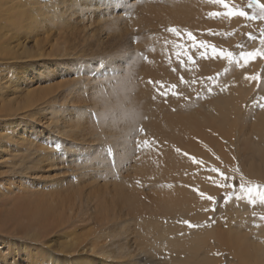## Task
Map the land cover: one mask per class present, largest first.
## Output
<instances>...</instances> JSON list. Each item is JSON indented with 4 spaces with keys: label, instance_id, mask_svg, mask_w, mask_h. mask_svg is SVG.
Returning a JSON list of instances; mask_svg holds the SVG:
<instances>
[{
    "label": "rangeland",
    "instance_id": "1",
    "mask_svg": "<svg viewBox=\"0 0 264 264\" xmlns=\"http://www.w3.org/2000/svg\"><path fill=\"white\" fill-rule=\"evenodd\" d=\"M2 1L0 141H6L10 146L0 153V192L9 193L0 196L1 221L6 232L0 235L2 242L8 240L9 245L13 242L12 248L30 246L33 242L39 247H47V251L64 261L66 253L63 251L72 244L79 246L83 238L97 233L94 231L99 227L92 218L97 209H105L101 213L102 217H107L117 210L116 206L123 205V212L133 211L139 219H142L140 215L146 216L147 222H143L149 229L138 223L139 220L133 222L136 227L148 232L157 223L158 229L167 231L169 236L170 242H162L161 247L149 250L151 255L146 248V254L137 248L133 259L141 264H197L195 261L198 260L202 262L198 261V264L205 261L209 264H263L264 201L255 193L264 192V184L247 179L240 171L244 166L243 159L229 155L231 151L233 155L237 154L236 146L229 144L231 139L247 131L250 141L255 140L262 128L258 125L260 118L264 119V95L259 92L264 86V12L253 0H224L228 5L224 9L214 6L212 0H180L175 8L170 5L171 9H165L169 6L163 8L167 0ZM257 2L263 4L261 0ZM15 4L27 8L31 14V18H25L22 24L27 23L31 28L21 33L19 28L17 34L15 14L8 12ZM219 6L224 7V4ZM186 8L190 11L189 17L185 16V11L184 15H179ZM241 11L245 13L244 24L236 38V29L224 28L221 22L223 17L239 16L234 13ZM250 23L254 26L248 29ZM213 47L215 53L211 51ZM228 53H231L230 57ZM203 63L209 70L203 69ZM183 65L191 66V70L194 66L196 71L199 65V70L205 72L203 79L207 86L204 91L208 92L204 96L208 103L213 95H222L225 91L231 96H236V91L240 97L248 93L249 96L242 101L241 109H238V100L237 106L229 107L228 115L217 116L223 123L212 115L205 118L207 125L204 126V119L197 118L203 113L193 106L196 103L189 97V91L200 86V83L197 87L194 84L202 82V77L190 82L180 75L186 70ZM213 67L214 73L211 72ZM225 72L235 76L225 75ZM233 79L238 81L237 84L232 82ZM229 80L232 86L228 84ZM238 83L242 88L234 87ZM197 110L201 116L194 115ZM200 130H206L207 137L214 141L216 132L221 134L218 139L223 145L224 159L203 144L198 137ZM262 135L264 138V133ZM20 139L45 150V162L32 164V167L30 164L29 170L20 172L17 160L24 156L22 146H16ZM261 143L264 144V139ZM262 144L260 146L264 147ZM238 145L242 149L240 156L249 151L250 146L245 140L244 144L241 141ZM130 163H137L136 169H141L142 173L147 169L148 174L156 175L159 189L151 191L149 186L142 184L141 178H133L127 168ZM241 183L255 190L251 198L241 190ZM165 184L166 189L163 188ZM26 192L29 193L27 197ZM155 193L161 195L162 200H169L167 204H171L175 212H162L157 205L154 218L146 210L147 213H139L137 206L149 203ZM118 194L123 195L122 200L117 198L120 203L115 200ZM209 196L213 199L209 200ZM38 199H44L39 206H43L40 209L43 219L34 214L30 218L28 214L30 208L38 206ZM56 219H62L66 224L59 226ZM189 223L193 227H189ZM20 226L22 230L29 227L42 233L43 243L26 237L20 239L22 234L12 231ZM258 232L263 234L260 235L262 238H258ZM78 246L77 252L67 254L71 259L78 253L82 258L92 256ZM170 250L174 251L175 258L165 259L164 253ZM4 252L6 264H48L46 258L43 262L35 254ZM189 258L194 263L189 262ZM113 261L109 263H116Z\"/></svg>",
    "mask_w": 264,
    "mask_h": 264
},
{
    "label": "bare ground",
    "instance_id": "2",
    "mask_svg": "<svg viewBox=\"0 0 264 264\" xmlns=\"http://www.w3.org/2000/svg\"><path fill=\"white\" fill-rule=\"evenodd\" d=\"M4 1V0H3ZM2 1V2H3ZM22 1V0H21ZM25 1V0H24ZM27 1V0H26ZM63 1V0H62ZM180 0H167L164 4L165 5H163L164 7L163 8H165V6H169L170 7V5H174V8L176 7V5L178 4V2H179ZM205 1V0H204ZM228 1H230V0H228ZM262 2H263V4H264V0H261ZM0 2H1V0H0ZM23 2V1H22ZM59 2V1H58ZM68 2V1H67ZM67 2H64V3H66L67 4ZM84 2H85V0H84ZM206 2V1H205ZM213 2V5L214 6H217L218 8H225V7H220L219 5L221 4H219V3H217V2H215V0H212L211 1V3ZM16 3V2H15ZM62 3V2H61ZM71 3V2H70ZM181 3V2H180ZM196 3V2H195ZM210 3V4H211ZM246 3V2H245ZM17 4V3H16ZM16 4L14 5V8H12V7H10V9H9V13H10V15L12 14V13H14L15 14V19H16V25H17V27H16V34H17V31H18V29L19 28H21V30L19 31L20 33L22 32V30H26V31H28L27 29H29V28H31V26H28L27 25V21H25V23L26 24H24V25H22L23 24V20H25V18H27V19H30L31 18V14L30 13H28L27 11H26V9H24V7H22V6H20V5H17L16 6ZM31 5V4H30ZM35 5V4H34ZM61 5V4H60ZM63 5V4H62ZM122 5V4H121ZM161 5H162V3H161ZM202 6H203V4H201ZM206 5V4H205ZM231 5V4H230ZM36 7H37V5H35ZM67 6V5H66ZM72 6V5H71ZM87 6V5H86ZM28 7V6H27ZM81 7V6H80ZM141 7V6H140ZM187 7V6H186ZM237 7V6H236ZM39 8V7H38ZM63 8V7H62ZM68 8H70V7H68ZM83 8V7H82ZM81 8V9H82ZM89 8H90V6H89ZM143 8V7H142ZM146 7H144V9H145ZM174 8H173V10H174ZM179 8V7H178ZM211 8V7H210ZM35 9V8H34ZM41 9V8H40ZM86 10H87V8H85ZM94 9V8H93ZM98 9H100V8H98ZM162 9V8H161ZM165 9H171V7L170 8H165ZM68 10V9H67ZM66 10V11H67ZM75 10V9H74ZM91 10H92V8H91ZM137 10H140V9H137ZM142 10V9H141ZM164 10V9H163ZM180 10H181V8H180ZM197 10V9H196ZM207 10H208V8H207ZM220 10V9H219ZM230 10V9H229ZM26 11V12H25ZM36 11H38V10H36ZM40 11V10H39ZM71 10H69V12H70ZM143 11V10H142ZM159 12H160V10H158ZM175 11V10H174ZM173 11V12H174ZM184 11H185V16H187V17H189V15H190V11H189V9L188 8H186V10L185 9H183V12L181 13V14H179V15H184ZM215 11H217V10H215ZM31 12H33V11H31ZM69 12H67V14L69 13ZM155 12V11H154ZM166 12V11H165ZM179 12H181V11H179ZM208 12H209V10H208ZM43 13V12H42ZM56 13V12H55ZM71 13V12H70ZM145 13V12H144ZM161 13V12H160ZM168 13V12H167ZM175 13V12H174ZM178 13V12H177ZM204 13H205V11H204ZM166 14V13H165ZM171 14V13H170ZM200 14H201V12H200ZM206 14V13H205ZM201 15H203V14H201ZM51 16V15H50ZM70 16V15H69ZM152 16V15H151ZM152 17H154V16H152ZM166 17V16H165ZM172 17H173V15H172ZM148 18V17H147ZM146 18V19H147ZM178 18V17H177ZM184 18V17H183ZM222 18V17H221ZM224 19L222 20V25L224 26V28H227V29H236V34H234L235 35V37L237 38L239 35H240V31H241V24H244V17H239V16H231V17H229V18H227V17H223ZM37 19V18H36ZM170 19V18H169ZM169 19H167V23H170V22H168V20ZM185 19V18H184ZM150 20V19H149ZM171 20V19H170ZM169 20V21H170ZM43 21H44V18H43ZM138 21V20H137ZM172 21H174V19H172ZM180 21V20H179ZM182 21V20H181ZM185 21H187V20H185ZM32 22V21H31ZM45 22V21H44ZM161 22H162V20H161ZM194 22V21H193ZM219 22V21H218ZM147 23V22H146ZM184 23H187V22H184ZM191 23V22H190ZM34 24H36V23H34ZM166 24V23H165ZM173 24H175V23H173ZM211 25H213V24H211ZM215 25V24H214ZM217 25H220V24H217ZM28 26V27H27ZM33 26V25H32ZM34 26H37V25H34ZM173 26V25H172ZM175 26H178V24H176ZM192 26V25H191ZM197 26H198V24H197ZM222 26V27H223ZM249 27H248V29H250V28H252L253 26H254V23H250L249 25H248ZM199 27V26H198ZM197 27V28H198ZM204 27H206V25L204 26ZM203 27V28H204ZM216 27H218V26H216ZM24 28V29H23ZM39 28V27H38ZM242 28H243V26H242ZM215 29V28H214ZM254 29V28H253ZM216 30V29H215ZM225 30V29H224ZM244 30V29H243ZM231 31H233V30H231ZM249 31V30H248ZM224 32V31H223ZM245 32H246V29H245ZM218 34V33H217ZM223 36V35H222ZM222 36H220V37H222ZM225 36V35H224ZM224 38V37H223ZM130 39V38H129ZM207 39H209L208 37H207ZM217 39V38H216ZM168 40V39H167ZM203 41H204V39H203ZM212 42H213V40H212ZM211 42V43H212ZM232 42V41H231ZM215 43V42H214ZM162 45V44H161ZM174 45V44H173ZM213 45V44H212ZM261 46H263V45H261ZM159 47L162 49V47L159 45ZM163 47H164V45H163ZM180 47V46H179ZM178 47V48H179ZM251 47H252V45H251ZM255 47V46H254ZM181 48H182V46H181ZM0 49H1V47H0ZM171 49H174V48H171ZM251 49V48H250ZM6 52H7V50H5ZM4 51V52H5ZM163 51V50H162ZM171 51V50H170ZM170 51H169V53H170ZM174 51V50H173ZM203 51V50H202ZM35 53V52H34ZM4 54V53H3ZM202 55V54H201ZM4 56H7V53L4 55ZM196 57H197V55H196ZM195 57V58H196ZM200 57H202V56H200ZM200 57H199V60H200ZM185 60V59H184ZM197 60V59H196ZM205 59H203L202 61H204ZM183 61V60H182ZM206 61H207V59H206ZM212 61V60H211ZM201 62V61H200ZM171 63H173V62H171ZM196 63V62H195ZM212 63V62H211ZM173 64H175V63H173ZM183 64V63H182ZM185 64H186V62H185ZM191 64V63H190ZM198 64H199V61H198ZM206 64V63H205ZM204 63L202 64V66H203V69L204 68H206V65H205ZM207 64H209V63H207ZM169 66V65H168ZM237 66V65H236ZM167 67V66H166ZM182 67H185L184 69H186V70H183V73L181 72V74L180 75H182L183 74V76L185 77V78H187L188 80H190V82H195V80H199V78H201L203 81L202 82H197V84L195 85L194 84V86H198L199 85V83H200V86H198L197 87V89L198 88H200V89H202L203 91H198L196 88V90H190L189 91V97L196 103V104H194L193 106L195 107H199V111L200 112H202L203 113V115H202V117H197L198 119L199 118H201V120H203L204 119V121H203V124H204V126L205 125H207V121H206V117H208V116H211V117H213L212 115H215L216 117L218 116V117H221V118H224V116L225 115H228V110H229V107H230V109L231 108H233V107H235V106H237V101L238 100H240L239 101V106H238V109L240 108L241 109V103H242V101L243 100H245V97H247V96H249V93L246 95L245 94V96H238L237 94H239L238 93V91H236L237 92V94H235L236 96H231V94L229 95V93H227L226 91L224 92V94H222V95H220V94H216V95H213V98L211 99V102H207L206 101V96H204V95H206L207 94V92L208 91H204L205 90V85L207 86V84H205V82H206V79H203L205 76H203V74L205 73H203L202 72V70L200 71L199 69H200V67L201 66H197V71L195 70L196 69V67L194 68V66H193V68H192V70L191 69H189V68H191V66H189L188 67V65H183ZM209 67V66H208ZM212 68V67H211ZM207 70H209V68H206ZM205 70V69H204ZM214 67H213V69L211 70V72H213L214 73ZM148 71V70H147ZM181 71V70H180ZM201 72V74H199L200 72ZM220 71V70H219ZM217 72V71H216ZM157 73V72H156ZM166 73V72H165ZM212 73V74H213ZM226 73H228V75L230 74V76H235V75H231V73L230 72H225V75H227ZM173 74H176V73H174L173 72ZM209 74V73H208ZM156 75V74H155ZM208 76H210L211 77V75H208ZM207 77V76H206ZM224 77V76H223ZM226 78H227V76H225ZM158 78V77H157ZM163 78V77H162ZM173 78H175L174 76H173ZM209 78V77H208ZM238 77H236V79H237ZM171 79V78H170ZM180 79V78H179ZM210 79V78H209ZM185 80V79H184ZM218 80V79H217ZM219 80H221V78L219 79ZM228 80V79H227ZM240 80V79H239ZM230 81V80H229ZM234 81V79L232 80V82ZM242 81H244L243 79L241 80V81H239V83L242 85ZM234 82H236V84H237V82L238 81H234ZM233 82V83H234ZM169 83V82H168ZM173 83H174V81H173ZM232 83V84H233ZM238 83V84H239ZM190 84V83H189ZM215 84V83H214ZM228 84H231V81H230V83H228ZM232 84L230 85V86H232ZM236 84H234L235 86L234 87H236V88H238L239 89V86H241L240 84L239 85H237L236 86ZM244 84V83H243ZM179 85V84H178ZM216 85V84H215ZM225 86V85H224ZM230 86H229V88H230ZM212 87V86H211ZM216 88V87H215ZM228 88V87H227ZM241 88H242V86H241ZM225 90H226V88H225ZM235 90H237V89H235ZM234 89H233V91H235ZM131 91V90H130ZM192 91H194L193 93H191ZM232 90H231V92H233ZM243 91H245V90H243ZM138 92V91H137ZM239 92H241V90L239 91ZM259 92H260V94H262V96L264 95V86H261L260 87V89H259ZM143 93V92H142ZM203 93V94H202ZM251 93V92H250ZM196 94H201V96H196ZM129 95V94H128ZM128 95H126V96H128ZM241 95V94H240ZM242 95H244V94H242ZM197 97H199L198 99H197ZM189 98V99H190ZM203 98V99H202ZM152 100V99H151ZM32 101H33V99H32ZM137 101V100H136ZM144 101V100H143ZM197 101H201V102H204L205 104H203V103H200V102H197ZM210 101V100H209ZM130 102V101H129ZM159 102V101H158ZM36 103V102H35ZM123 103V102H122ZM141 103V102H140ZM146 104V103H145ZM159 104V103H158ZM183 104V103H182ZM262 104V103H261ZM124 105V104H123ZM138 105V104H137ZM142 105V104H141ZM150 105V104H149ZM27 106V105H26ZM152 106V105H151ZM190 106V105H189ZM35 107V106H34ZM153 107V106H152ZM151 107V108H152ZM158 108H159V105L157 106ZM156 107V108H157ZM16 108V107H15ZM263 108V107H262ZM103 109V108H102ZM122 109V108H121ZM120 109V110H121ZM128 109V108H127ZM126 109V110H127ZM192 109V108H191ZM260 109H261V107H260ZM264 109V108H263ZM101 110V109H100ZM133 110V109H132ZM147 110V109H146ZM147 111H149V110H147ZM188 111H190V110H188ZM249 111V110H248ZM251 111V110H250ZM129 112V111H128ZM140 112V111H139ZM138 112V113H139ZM131 113V112H130ZM121 114V113H120ZM132 115H133V112L131 113ZM196 114V116H201L200 114H199V112H198V110L197 111H195V113H194V115ZM231 114V113H230ZM259 114H261V113H259ZM145 115H147V114H145ZM144 115V116H145ZM220 115V116H219ZM255 116V115H254ZM261 116V115H260ZM217 117V121H220V122H222L223 123V120H220L219 118ZM229 117H230V115H229ZM262 117V116H261ZM96 118V117H95ZM179 118V117H178ZM206 118V119H205ZM231 118H232V116H231ZM254 118V117H253ZM259 118V117H258ZM261 120L259 121V127H262L261 128V131H259V132H257V138L255 139V140H253L252 139V141H250L251 139V136H250V134L246 131V132H244L243 134H241V135H237L236 137H233V139H231V142L229 143V144H232L233 146H236L235 148H236V152H237V154L235 153V155H233V153H232V151H231V154H229V155H231V156H236L237 155V157L239 158V159H243V161H242V163H243V165L244 166H242L241 167V170L240 171H242V173L245 175V177L247 178V179H249L250 181H256V182H260V183H262V184H264V149H262V148H264V147H261L260 145L262 144L261 143V140H263L264 138H263V133H264V119H262V118H260ZM201 122V121H200ZM252 125V124H251ZM202 126V125H201ZM227 126V125H226ZM208 129V128H207ZM116 131V130H115ZM205 131L206 130H200L199 131V135H198V137L202 140V142H203V144H205L206 145V147H211V148H213V150L218 154V156L219 157H221V158H223L224 159V154L225 153H223V145H221L220 144V142H219V139L218 138H220L221 139V134L220 133H218V132H216L217 134H219V136L216 134V138L217 139H215L216 141H214L213 139H211L210 137H207V134H205ZM101 132V131H100ZM113 132V131H112ZM255 132V131H254ZM77 133V132H76ZM103 133V132H102ZM5 135H7V134H5ZM4 135V136H5ZM9 136V135H8ZM14 136V135H13ZM12 136V137H13ZM82 136V135H81ZM253 137V136H252ZM3 138H5V137H3ZM2 138V139H3ZM104 138V137H103ZM253 138H255V137H253ZM9 140V139H8ZM11 140V139H10ZM13 140V139H12ZM244 140L247 142V144H249V146H250V148H248L247 150H249L248 152H246V153H244V155L243 156H240V151L242 150L240 147L241 146H239L238 145V143L239 142H241V141H243V144H244ZM4 141V140H3ZM2 140L0 141V153H3L4 151H7L5 148H7L8 149V147H10V146H8L9 144H8V142H3ZM20 144L19 145H16V146H22V147H24L23 149H22V147H21V150H23L24 151V156H22L19 160H17V162L19 163V167H20V172H24V171H27V170H29V166H30V164H31V167H32V164L33 165H40V164H42V162H45L44 161V157L46 156H44L43 155V152H45V150H43L42 148H40L39 146H35L32 142H29L28 140H25V139H20ZM9 142H11V141H9ZM237 142V143H236ZM235 145H234V144ZM263 146H264V144H262ZM79 146V145H78ZM237 148H240V150L239 149H237ZM123 151V150H122ZM119 152V151H118ZM33 156H34V158H33ZM44 156V157H43ZM100 156V155H99ZM249 156V157H248ZM47 157V156H46ZM45 157V158H46ZM2 158V157H1ZM17 158V157H16ZM99 158V157H98ZM138 158V157H137ZM128 159V158H127ZM135 159V158H134ZM48 160V159H47ZM3 161V160H2ZM140 161V160H139ZM141 161H143V160H141ZM4 162V161H3ZM147 162V161H146ZM17 163V164H18ZM127 164V163H126ZM143 164H147V163H143ZM14 165H16V164H14ZM137 163H134V164H129L128 166H127V168H128V171L129 172H131V174H133L132 176H133V178L135 177V178H137V176L139 177V178H141V181L143 182L142 184L143 185H147V186H149L150 187V190L152 191V190H156V189H159V187L156 185V183H158L157 181H158V179H157V177H154V176H156V175H154V176H152L151 174H148V172H147V169H144L143 167H142V169H144L143 171H144V173H142V171H140L141 169H139V170H137L136 168H138L137 166ZM145 166H147V165H145ZM169 166V165H168ZM49 167V166H48ZM106 167V166H105ZM109 169H110V167H109ZM115 169V168H114ZM186 169V168H185ZM111 170V169H110ZM184 170V169H183ZM91 171V170H90ZM173 171V170H172ZM30 172H32V171H30ZM113 172V171H112ZM150 173V172H149ZM162 173V172H161ZM164 173V172H163ZM156 174H157V172H156ZM160 174V173H159ZM160 176H162V175H160ZM153 177L154 178H156V179H153ZM160 178H162V177H160ZM171 178H173V177H171ZM176 178V177H175ZM138 179V178H137ZM143 179V180H142ZM168 179H169V177H168ZM135 180V179H134ZM139 180V179H138ZM84 181V180H83ZM112 181V180H111ZM138 182V181H137ZM93 185V184H92ZM166 185L167 184H165V186L163 187V188H165L166 189ZM88 186V185H87ZM163 186V185H162ZM9 191V190H8ZM27 191V190H26ZM31 191V190H30ZM116 191V190H115ZM29 192V191H28ZM100 192V191H99ZM106 192V191H105ZM159 192V191H158ZM157 192V193H158ZM27 193V192H26ZM114 193V192H113ZM157 193H155V195H153V196H151L150 198H149V203H146V205H143L142 204V206L139 204V206H137V210L139 211V213H141V214H143V212H145V213H147L148 212V214L150 215V217H151V214H152V217H153V213L154 212H156L157 211V205H159L160 206V208H159V210H161L162 212H170V213H173V212H175V211H173L174 210V208L173 207H171V204H170V206H169V204H167V202H170L169 200H166V199H161V195L159 196V195H156ZM9 194V193H8ZM8 194H6V193H4V192H0V196L1 197H5V195H8ZM28 194L29 193H27V195H26V197L28 196ZM31 194V193H30ZM108 194V193H107ZM117 194V193H116ZM115 194V195H116ZM109 195V194H108ZM119 195V194H118ZM116 196V198H115V200L118 202V203H120L118 200H117V198L118 197H120L121 198V200H122V197H123V195H119V196ZM30 196V195H29ZM33 196V195H32ZM74 196V195H73ZM72 196V197H73ZM104 196V195H103ZM113 196V195H112ZM50 197H51V195H50ZM70 197V196H69ZM168 197V196H167ZM32 197L30 196V199H31ZM46 198V197H45ZM75 198V197H74ZM145 198H147V196L145 195ZM2 199V198H1ZM29 199V198H28ZM36 199V198H35ZM68 199V198H67ZM169 199V198H168ZM173 199V198H172ZM39 201V203L37 202V204H38V206H36V207H34V208H30V211H28V214H29V217L31 216V214H34V217H36V216H38V217H40L41 219H43L42 218V213H41V208L43 207H41V208H39V206L40 205H42V203H44L43 202V200L41 201V199H38ZM51 200V199H50ZM126 200V199H125ZM28 202H30L29 200H27ZM26 201V202H27ZM176 201V200H175ZM117 202H115L114 204L115 205H117ZM123 203H124V201H122ZM127 202H130L129 201V199H128V201ZM134 202V201H133ZM172 202V201H171ZM182 202H183V200H182ZM1 203V202H0ZM22 204V203H21ZM20 204V205H21ZM30 204V203H29ZM36 204V203H35ZM128 204V203H127ZM175 204V203H174ZM53 205H55V204H53ZM19 206V205H18ZM29 206H31V205H29ZM29 206H27V207H29ZM45 206V205H44ZM125 206V205H124ZM134 206H135V204H134ZM156 206V207H155ZM173 206V205H172ZM15 207V206H14ZM46 207V206H45ZM117 207V210H115L113 213H111L109 216H107V217H102V213H101V211H105V209L103 210H100V208L99 209H97V212H96V214H95V216H93L92 218H93V220L95 221V222H97V225H98V230L96 231L95 229V231L94 232H97V233H95V235L94 236H92V237H90V238H83V235H81L82 237H80V238H83V240H82V242H80V244H79V246L81 247V249L83 250V249H85L86 251V254H88L89 256L90 255H92V256H90V258H82L81 256H80V254L78 255L77 253V255H76V257H75V255L74 256H72V257H74V258H72L71 259V255L70 256H68L67 254H74L75 252H77L76 250H78V248H77V246L78 245H74V244H72V246L71 247H69L67 250H65V249H63V250H65V251H63V252H65L66 253V255H65V258L66 259H64V261L63 260H60L59 258H58V256H54V254L52 255V252H50V251H47V247H39L37 244H35V243H33V242H30V246L29 245H27V246H20V248H12L15 244L12 242V244L11 245H9V243H10V241H8V240H6V241H3L2 242V239L0 238V264H6L7 263V257H6V255H5V252L4 251H8V250H14V251H18V252H24V255H30V254H35L37 257H40V258H42L41 260L43 261V262H45V258H46V262L48 263V264H50V263H52V264H61V262L60 261H63L62 263L63 264H110L109 262H111V261H116V263H114V264H141V262L140 261H137V260H134L135 258H134V255H135V251H137V248H138V251L140 250V252L142 253V254H146V252L148 253L149 252V255H151L150 253V251L149 250H151V249H153V248H157V247H161L162 246V242H165V241H167V242H170L169 240H168V237L169 236H167L166 235V232L167 231H164V230H162V229H158V224L157 223H154V225L156 226H151V230H149L148 232H144L141 228L142 227H140V228H138V227H136L135 226V224H133V222H136L137 220H139L138 221V223H140L141 222V224H143L144 225V228H148V227H146V216H144V214H143V216L142 215H140V218H142V219H139V217H135L136 215H137V213H135V212H123L122 210H121V208L123 207V205L122 206H116ZM126 208V207H125ZM133 209H134V207H132ZM123 209V208H122ZM175 209H176V207H175ZM179 209V208H178ZM262 209V208H261ZM264 209V208H263ZM26 210V209H25ZM109 210V209H108ZM125 210V209H124ZM136 210V209H135ZM147 212H146V211ZM18 211H20L19 209H18ZM153 211V212H152ZM185 211V210H184ZM3 212V210L1 209V207H0V235L1 234H5L6 232H5V230H4V226H2V224H4L2 221H1V219H2V217H3V214H1ZM6 212V211H5ZM48 213H49V210L47 211ZM51 212V211H50ZM98 212H99V214H98ZM7 213H8V211H7ZM177 213V212H176ZM175 213V214H176ZM20 214V213H19ZM27 214V213H26ZM27 214V215H28ZM47 214V213H46ZM79 214V213H78ZM77 214V215H78ZM51 215V214H50ZM178 215V214H177ZM8 216V215H7ZM88 216V215H87ZM86 216V217H87ZM148 216V215H147ZM167 216V215H166ZM28 217V216H27ZM32 218H33V216H31ZM30 217V218H31ZM43 217H44V214H43ZM144 217V218H143ZM20 218V217H19ZM56 218H58V215H57V217ZM76 218V217H75ZM79 219V221H80V219L82 220V218H80V217H78ZM103 218V219H102ZM149 218V217H148ZM154 218V217H153ZM17 219V218H16ZM55 219V218H54ZM62 219L64 220V218L62 217ZM62 219H56L55 220V223L56 222H58L57 224L59 225V226H61V224L62 225H64V224H66V222L65 221H63ZM77 219V218H76ZM88 219V218H87ZM37 220V219H36ZM46 220V219H45ZM68 220H69V218H68ZM83 220H85V219H83ZM92 220V219H91ZM90 220V221H91ZM41 221V220H40ZM75 221H77V220H75ZM79 221H77V222H79ZM143 221H146L145 223L143 222ZM257 221H259V220H257ZM72 222V221H71ZM81 222V221H80ZM79 222V223H80ZM94 222V223H95ZM255 222V221H254ZM262 222V221H261ZM260 222V223H261ZM46 223V222H45ZM81 223H83V222H81ZM84 223H86V222H84ZM89 223V222H88ZM87 223V224H88ZM51 224H53L52 222H51ZM50 225V224H49ZM49 225L48 224H44V226L45 227H49ZM56 225V224H55ZM78 225V224H77ZM96 225V224H95ZM143 225H140V226H143ZM51 226V225H50ZM74 226V225H73ZM90 226V225H89ZM262 230L264 229V225H262ZM7 228V227H6ZM32 228V227H31ZM77 228V227H76ZM89 228V227H88ZM81 229V228H80ZM90 229V228H89ZM88 229V230H89ZM149 229V228H148ZM258 230V229H257ZM261 230V229H260ZM262 230L260 231V232H262ZM12 231H19V233L20 234H22V236L20 237V239H22V238H24V237H26V238H28L29 240H31V241H36L38 244H41V243H43V240H44V238L45 237H43V234L42 233H40V232H38V231H34V229L32 228V229H30L29 227H26L25 229H21V226L19 227V228H17V229H13ZM83 231H84V229H83ZM264 231V230H263ZM89 232V231H88ZM260 232H258V238L259 237H261L260 235H263V234H261ZM263 233V232H262ZM11 234V233H10ZM86 235V234H85ZM88 235V234H87ZM71 236V235H70ZM89 237V236H88ZM154 237H156V238H154ZM198 238V237H197ZM222 238V237H221ZM257 238V237H256ZM255 238V239H256ZM262 238V237H261ZM194 239V238H193ZM196 239V238H195ZM194 239V240H195ZM199 239V238H198ZM249 239V238H248ZM255 239H253L252 240V242L254 243V244H256L255 242H257V241H255ZM197 240V239H196ZM199 240H201V239H199ZM198 240V241H199ZM202 241V240H201ZM255 241V242H254ZM249 242V241H248ZM263 242V241H262ZM173 243V242H172ZM201 242H199V244H200ZM245 243V242H244ZM49 244V243H48ZM174 244V243H173ZM172 244V245H173ZM198 244V245H199ZM249 244H250V242H249ZM248 244V245H249ZM259 244V243H258ZM166 245H167V243H166ZM165 245V246H166ZM247 245V244H246ZM248 245H247V247H248ZM251 245V244H250ZM63 246H65V245H63ZM78 246V247H79ZM168 246V245H167ZM176 246V245H175ZM181 246V245H180ZM188 246V245H187ZM244 246V245H243ZM253 246V245H252ZM260 246V245H259ZM164 247V246H163ZM168 247H170V246H168ZM172 247H174V245L172 246ZM184 247V249H186L185 247L186 246H183ZM191 247V246H190ZM193 247V246H192ZM227 247V246H226ZM238 247V246H237ZM249 247H251V246H249ZM62 248H64V247H61V249ZM65 248H66V246H65ZM148 250V251H146V249ZM165 248V247H164ZM177 248V247H176ZM194 249H195V247H193ZM252 248V247H251ZM261 248V247H260ZM5 249V250H4ZM158 249H160V248H158ZM183 249V250H184ZM188 249H190L189 248V246H188V248H187V250ZM198 248H196V250H197ZM263 249V248H262ZM4 250V251H3ZM22 250V251H21ZM154 250V249H153ZM152 250V251H153ZM173 250V249H172ZM255 250V249H254ZM62 251V250H61ZM146 251V252H145ZM157 251V250H156ZM160 251V250H159ZM184 251H186V250H184ZM183 251V252H184ZM10 252V251H9ZM59 252V251H58ZM154 252V251H153ZM176 252V251H175ZM189 251H187V253H188ZM192 252V251H191ZM195 252V256L197 255L196 254V251H194L193 250V253ZM236 252H238V251H236ZM256 252V251H255ZM259 252H260V250H259ZM258 252V253H259ZM64 253V254H65ZM161 253V252H160ZM177 253V252H176ZM186 253V254H187ZM193 253H192V255H193ZM198 253V252H197ZM138 254V253H137ZM165 254V259H174L175 258V256H174V251L173 252H171V250L170 251H167L166 253H164ZM172 254V255H171ZM240 254V253H239ZM249 254V253H248ZM3 255V256H2ZM56 255V254H55ZM177 255V254H176ZM191 255V256H192ZM208 254H206L205 256H207ZM2 256V257H1ZM153 256V255H152ZM151 256V257H152ZM262 256H263V254H262ZM261 256V257H262ZM91 257H93L94 259H92ZM140 257V256H139ZM154 257V256H153ZM174 257V258H173ZM185 257H187V255H185ZM189 257V256H188ZM187 257V258H188ZM193 257H194V255H193ZM193 257H191L192 259H193ZM199 257V256H198ZM134 258V259H133ZM177 258V257H176ZM194 258H196V257H194ZM203 258V257H202ZM201 258V259H202ZM235 258V257H234ZM263 258V257H262ZM96 259V260H95ZM190 259V258H189ZM207 259H208V256H207ZM236 259V258H235ZM261 259V258H260ZM178 260H179V258H178ZM194 260V259H193ZM211 260H213V259H211ZM210 260V261H211ZM264 260V259H263ZM113 261V262H114ZM179 261H181V260H179ZM188 260L186 259V262H187ZM199 261V260H198ZM198 261H195L197 264H198ZM204 261V260H203ZM209 261V262H210ZM182 262V261H181ZM189 262H191V259H190V261ZM199 262H201V261H199ZM212 262V261H211ZM210 262V263H211ZM214 262V261H213ZM178 263V262H177ZM191 263H194V262H191ZM202 263V262H201ZM204 264H209L208 263V261H205V262H203ZM260 264H261V262H259ZM200 264V263H199ZM217 264V263H216ZM263 264H264V262H263Z\"/></svg>",
    "mask_w": 264,
    "mask_h": 264
},
{
    "label": "snow or ice",
    "instance_id": "3",
    "mask_svg": "<svg viewBox=\"0 0 264 264\" xmlns=\"http://www.w3.org/2000/svg\"><path fill=\"white\" fill-rule=\"evenodd\" d=\"M215 2H217V3H221V4H224V7H225V8L228 7V5H227L226 3H224V0H215ZM253 3H255L256 6L259 7V8L262 10V12H264V4H259V3L257 2V0H253ZM229 14L231 15V14H233V13L230 12ZM234 14H235V15H239V16H241V17L245 16V13H244L243 11L238 12V13H234ZM214 15H215V14H214ZM250 18H251V17H250ZM211 51H212L213 53H215V52H216V49L213 47V48L211 49ZM228 56L230 57V56H231V53H228ZM244 58L247 59V56H245ZM213 171H216V170L213 169ZM240 187H241V190H242L244 193H246V194L248 195V197H250V198H251V197L253 196V194L255 193V190H254L253 188H251V187H245L243 183H241ZM255 194L259 196V198H260L261 201H264V192H259V193H255ZM208 199H209V200H212L213 198L209 196ZM213 211H215V209H213ZM262 219H264V217H262ZM188 226H189V227H193V225H191L190 223L188 224Z\"/></svg>",
    "mask_w": 264,
    "mask_h": 264
}]
</instances>
